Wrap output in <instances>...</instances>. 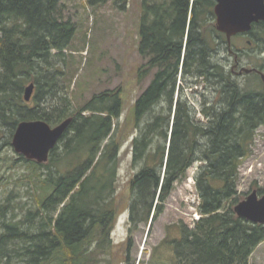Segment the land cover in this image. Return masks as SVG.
I'll list each match as a JSON object with an SVG mask.
<instances>
[{
	"label": "trees",
	"instance_id": "obj_1",
	"mask_svg": "<svg viewBox=\"0 0 264 264\" xmlns=\"http://www.w3.org/2000/svg\"><path fill=\"white\" fill-rule=\"evenodd\" d=\"M214 6L215 0H141L137 51L144 63L137 77L151 80L133 106L136 172L123 210L129 233L149 225L188 169L199 165L193 179L200 218L192 227L179 224L178 237L167 233L161 243L172 250V264H251L264 242V225L233 211L241 198L240 165L264 127V86L258 76L256 85L238 82L217 61L227 42L216 31ZM59 8L60 0H0V156L18 123L53 127L72 118L47 163L18 156L8 165L27 166L31 202H22V190L0 201V264H111L109 235L123 204L116 186L126 136L118 120L120 89L73 107L59 63L75 26ZM263 34L264 23L252 25L258 43ZM205 82L215 93V100L199 103L206 123L195 120L198 112L184 94ZM29 84L33 98L24 102Z\"/></svg>",
	"mask_w": 264,
	"mask_h": 264
},
{
	"label": "rangeland",
	"instance_id": "obj_2",
	"mask_svg": "<svg viewBox=\"0 0 264 264\" xmlns=\"http://www.w3.org/2000/svg\"><path fill=\"white\" fill-rule=\"evenodd\" d=\"M59 9L63 20H70L75 26L70 45L64 51V62L59 63L66 72L63 80H68L71 86L73 107L79 109L95 95L120 89L122 112L118 120L124 124L126 136L119 151L116 186L118 199L123 204L109 235L112 248L108 258L111 264H172V250L161 243L167 233L171 238L178 237L179 224L192 227L200 218L199 199L193 179L199 165L188 169L186 179L174 186L163 204L162 212L150 226L139 223L132 234L129 233L128 212L123 210L124 203L129 199V181L136 172L131 165V140L137 134L133 106L151 80V76L143 80L137 77L138 68L144 63L137 51L141 0H106L93 5L88 0H60ZM248 40L251 41L250 46L245 40H234L235 46L244 52L240 56L241 66L264 70V35L259 43L253 35ZM218 58L222 59L218 62L228 69L233 64L231 57L223 50L219 52ZM234 78L249 85H256L258 81L254 74L243 73ZM184 94L198 112L195 120L206 123L207 119L199 111V103L215 100L214 89L205 82L185 88ZM17 158L12 147H5L1 152L0 201L9 192L22 190V202H31L25 197L29 194L24 191L28 186L25 180L27 166L23 161L14 164V168L8 166ZM237 189L241 197L239 201L252 191L262 190L258 194L260 197L264 195V127L256 131L252 153L240 165ZM30 198L33 199V194ZM17 202L19 200L14 203ZM250 263L264 264V242L254 250Z\"/></svg>",
	"mask_w": 264,
	"mask_h": 264
},
{
	"label": "water",
	"instance_id": "obj_3",
	"mask_svg": "<svg viewBox=\"0 0 264 264\" xmlns=\"http://www.w3.org/2000/svg\"><path fill=\"white\" fill-rule=\"evenodd\" d=\"M213 11L215 28L225 35L228 44L233 36L249 32L252 24L264 23V0H216ZM251 71L242 70L244 73ZM255 71L264 85V73ZM33 93L34 84H29L23 93L24 102H29ZM71 121L72 118H68L53 127L41 120L22 121L13 133L11 147L24 159L44 164ZM233 211L253 224L264 225V195L259 197L256 191H252L234 206Z\"/></svg>",
	"mask_w": 264,
	"mask_h": 264
},
{
	"label": "flooded vegetation",
	"instance_id": "obj_4",
	"mask_svg": "<svg viewBox=\"0 0 264 264\" xmlns=\"http://www.w3.org/2000/svg\"><path fill=\"white\" fill-rule=\"evenodd\" d=\"M215 4H216V0H215ZM261 23V22H259ZM259 23H256V24H259ZM250 33H251V30L248 32V33H245V34H238L236 36H233L231 38V43L230 45L227 44V54L231 57V59L233 60V64L231 65V67L228 69L226 68L229 72L232 73L233 76L237 77L241 74H243L244 72H242L243 69H247V70H252L250 73H245L247 75H256L260 78V76L258 75V73L255 71H262L264 72V70H259V69H256V68H245V67H242L241 64H242V60L240 58L241 54L244 55L243 53V50H240L239 48H237L234 44V40L236 39H241V40H245L247 46H250L251 45V41L248 40V37L250 36ZM264 35V34H263ZM219 60L221 61L222 59L219 58ZM261 81V79H260ZM262 83V81H261ZM263 85V83H262Z\"/></svg>",
	"mask_w": 264,
	"mask_h": 264
},
{
	"label": "bare ground",
	"instance_id": "obj_5",
	"mask_svg": "<svg viewBox=\"0 0 264 264\" xmlns=\"http://www.w3.org/2000/svg\"><path fill=\"white\" fill-rule=\"evenodd\" d=\"M217 61H219V58L217 57Z\"/></svg>",
	"mask_w": 264,
	"mask_h": 264
}]
</instances>
